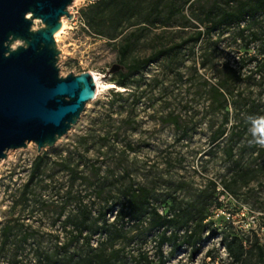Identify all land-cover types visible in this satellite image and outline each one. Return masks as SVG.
<instances>
[{
    "label": "rangeland",
    "instance_id": "rangeland-1",
    "mask_svg": "<svg viewBox=\"0 0 264 264\" xmlns=\"http://www.w3.org/2000/svg\"><path fill=\"white\" fill-rule=\"evenodd\" d=\"M89 1H73L69 9L74 16H64L65 26L56 37L62 49L61 74L89 70L98 75L96 96L55 145L39 152L37 144L29 141L26 147L10 149L0 161V229L6 219L17 216L21 227L34 233L19 264H44L46 253L54 255L53 264H91L82 240L64 246L70 230L62 227L61 219L74 206L67 201L70 189L95 206L101 197L93 184L77 179L72 185L67 164L82 169L93 181H105L107 187L130 179L147 184L162 211L193 202L209 213L202 248L193 254L184 245L167 264H241L227 252L222 238L237 234L252 242L253 227L264 246V148L251 143L249 119L264 117V12L253 23L263 29L257 40L242 38L239 26L234 25L195 41L191 37L196 29H205V9L214 0H178L186 16L177 13L168 24L147 26L121 61L120 45L140 25L136 23H146L143 17L150 3H141L142 12L132 18L135 24L126 22L123 32L109 37L98 35L80 13ZM217 2L226 4L227 0ZM175 44L169 54L137 73L132 84L115 83L114 63L130 62ZM229 66L240 78L230 83L229 104L222 109L209 88ZM112 89L121 90L122 95L112 98ZM220 128H226V133L214 139ZM230 144L232 156L227 151ZM43 152L42 171L27 186L33 161ZM125 170L129 174L122 179ZM216 182H230L233 189L219 192L220 207L212 203ZM63 206L66 212L59 219ZM140 243L136 238L127 249L134 251ZM155 243L153 231L144 243L151 256ZM163 248L167 253L171 250L168 243ZM9 258V252L0 249V264H10ZM242 264H264V255L254 247Z\"/></svg>",
    "mask_w": 264,
    "mask_h": 264
},
{
    "label": "trees",
    "instance_id": "trees-1",
    "mask_svg": "<svg viewBox=\"0 0 264 264\" xmlns=\"http://www.w3.org/2000/svg\"><path fill=\"white\" fill-rule=\"evenodd\" d=\"M147 0H94L89 1L80 9L86 23L98 35L116 37L123 32L127 25L135 24L132 18L142 12L140 5ZM214 0L205 9L206 27L198 28L194 31L191 39L198 41L213 30L218 33L225 32L231 26H239V35L248 41L261 38L262 27L253 26L257 23L259 16L264 12V0H227L226 4H220ZM149 8L144 12V24H140L136 29L131 30L123 39L120 45L121 61L125 59L129 52L135 47L143 36L147 26H154L163 23L168 24L177 13H183L184 5H180L178 0H148ZM247 31V32H246ZM178 44L162 46L150 54L135 58L130 62L123 61V67L116 70L117 77L115 83L126 87L134 82V76L141 72L153 61L158 60ZM252 60L255 57H251ZM237 70L229 66L227 72L218 82L213 83L210 88L212 99L217 102V107L225 109L229 104V85L232 81L239 79ZM112 98L121 96L122 91L112 89ZM228 113V111H225ZM228 120V116L225 117ZM226 133V128H220L214 135V139ZM234 133V131H233ZM236 133V131H235ZM228 155H233V145L228 146ZM45 162V152L38 153L31 166L26 185L37 180ZM71 174L72 185L77 179L81 182L93 184L97 191V196L101 197L98 205L92 201H85L84 196L79 192L69 190L68 203L74 202L63 219V228L69 227L70 237L65 242L68 247L73 242L82 240L88 246L86 258L91 264H127L130 260L132 264H167L175 253L187 245L194 254L203 246V232L207 227L205 219L209 213L190 202L186 205L169 206L166 211L158 208L153 201V189L144 183H137L133 179L129 181L121 180L119 184L107 187L102 180L93 181L91 175L75 166L65 165ZM128 171L120 177L125 179ZM219 183H215L212 203L215 207L222 205L218 189ZM226 190H233L230 182H224ZM30 191L26 189L24 192ZM174 197V196H173ZM28 198V197H27ZM66 212L63 206L58 213V218ZM17 216H11L1 225V251L10 254V264L21 262L20 254L26 248L29 239L34 236L30 229L21 227ZM155 232L156 251L154 256L144 248L145 239L152 232ZM254 241L244 240L242 236L225 234L222 238L227 252L233 259L241 264L246 260L247 254L254 247L257 248L260 256L264 255V246L257 233L252 230ZM136 238L141 239V243L136 250L131 251L127 246ZM96 239V244L93 243ZM168 243L171 250L167 253L163 246ZM44 264H53L56 259L53 254L44 255Z\"/></svg>",
    "mask_w": 264,
    "mask_h": 264
},
{
    "label": "water",
    "instance_id": "water-1",
    "mask_svg": "<svg viewBox=\"0 0 264 264\" xmlns=\"http://www.w3.org/2000/svg\"><path fill=\"white\" fill-rule=\"evenodd\" d=\"M73 1L0 0V161L29 141L39 152L55 145L96 96L91 71L60 72L56 33Z\"/></svg>",
    "mask_w": 264,
    "mask_h": 264
},
{
    "label": "clouds",
    "instance_id": "clouds-1",
    "mask_svg": "<svg viewBox=\"0 0 264 264\" xmlns=\"http://www.w3.org/2000/svg\"><path fill=\"white\" fill-rule=\"evenodd\" d=\"M253 141L256 146L264 148V117H250Z\"/></svg>",
    "mask_w": 264,
    "mask_h": 264
},
{
    "label": "bare ground",
    "instance_id": "bare-ground-1",
    "mask_svg": "<svg viewBox=\"0 0 264 264\" xmlns=\"http://www.w3.org/2000/svg\"><path fill=\"white\" fill-rule=\"evenodd\" d=\"M77 0H74V2H76ZM65 23H66V20H64V18H63V26L60 28V32L63 30V28H64V26H65ZM59 30L57 31V33H56V36L58 37V35H59ZM94 77H95V80H96V83H97V86H98V88H99V84H100V79H99V76L98 75H96V74H94Z\"/></svg>",
    "mask_w": 264,
    "mask_h": 264
},
{
    "label": "built area",
    "instance_id": "built-area-1",
    "mask_svg": "<svg viewBox=\"0 0 264 264\" xmlns=\"http://www.w3.org/2000/svg\"><path fill=\"white\" fill-rule=\"evenodd\" d=\"M220 191L228 192L223 185H218Z\"/></svg>",
    "mask_w": 264,
    "mask_h": 264
}]
</instances>
